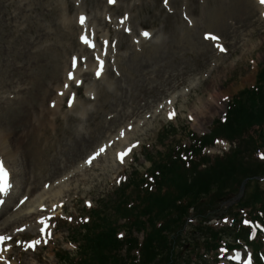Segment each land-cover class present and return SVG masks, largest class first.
<instances>
[{"label":"rangeland","instance_id":"rangeland-1","mask_svg":"<svg viewBox=\"0 0 264 264\" xmlns=\"http://www.w3.org/2000/svg\"><path fill=\"white\" fill-rule=\"evenodd\" d=\"M259 5L253 0H0V136L6 144L10 141L14 154L15 164L4 166L16 174L10 206L12 212H28L31 204L43 203L30 207L26 221L0 235L14 237L12 244L0 242V264H55L58 249L76 255L60 217L76 219L85 206L109 208L118 199L111 193L130 173L143 175L170 143L188 145L189 134H208L229 100L253 86L263 88L257 83L264 64V9ZM142 30L150 35L140 38ZM210 34L224 52L203 38ZM69 73L72 80L66 81ZM69 83L78 86L77 95ZM169 112H175L172 119ZM38 126L48 140L57 136L48 167L52 158L65 167L30 194L21 159L31 157L28 146L39 147ZM250 135L256 138L257 131ZM129 143L138 144L133 154L124 163L116 161ZM101 147L105 151L86 163ZM226 148V142H216L205 155L213 157ZM76 152L78 160L67 162L65 157L74 158ZM248 154L243 169H250L253 177L241 181L240 175L233 176L206 215H226L235 205H254L255 198L264 202V178L257 180L264 175V163ZM57 190L58 198L48 199L46 193ZM50 218L49 227L41 231ZM120 221L114 218L118 226ZM185 228L175 246L181 256L176 264H216L200 249L189 257V247L195 242L198 248L204 233L194 222ZM37 240L35 250L26 247ZM247 250L220 252L217 262L239 264L232 261L239 262ZM119 254L126 264L131 262L124 248Z\"/></svg>","mask_w":264,"mask_h":264},{"label":"trees","instance_id":"trees-1","mask_svg":"<svg viewBox=\"0 0 264 264\" xmlns=\"http://www.w3.org/2000/svg\"><path fill=\"white\" fill-rule=\"evenodd\" d=\"M258 76L257 83H262L263 88L258 85L257 90H245L236 96L224 119L213 123L209 135L200 139L192 137L194 144L183 148L184 151L169 150L152 162L146 179L134 176L118 191L117 201L109 208L94 210L89 223L74 229V240L79 243L76 258L62 254L59 260L63 264H126L119 254L126 248L127 256L133 251L138 253L129 264H176L181 256L175 246L180 242L188 217L199 221L197 230L204 233L200 247L205 253L214 251L226 234L241 235L243 231L238 227L217 231L201 225L213 217L206 214L220 202L219 197L233 182V176L240 175L241 181L253 177L250 169L243 168L247 164L246 153L250 155L264 147V68ZM252 131H257L256 138L250 135ZM217 138L235 141L238 148L223 158L211 160L201 156L202 149ZM183 152L185 160L181 156ZM255 200L254 205H235L232 211L253 206L249 215L258 218L255 206L259 204L263 210L264 203ZM232 211L228 215L236 218L238 213ZM114 218L123 220V225L115 224ZM122 230L125 237L119 239ZM135 234L142 235L140 244Z\"/></svg>","mask_w":264,"mask_h":264},{"label":"bare ground","instance_id":"bare-ground-1","mask_svg":"<svg viewBox=\"0 0 264 264\" xmlns=\"http://www.w3.org/2000/svg\"><path fill=\"white\" fill-rule=\"evenodd\" d=\"M253 1H257L259 2V0H253ZM259 8L260 9H264V7L262 8V5L261 3L259 2ZM258 6V5H257ZM64 93V92H63ZM59 100H61L59 98ZM58 100V101H59ZM57 100L54 101V105L55 106H58L59 103ZM91 102V101H90ZM52 104V105H53ZM201 114V112L199 113ZM17 121V120H16ZM57 121V120H55ZM54 121V122H55ZM15 122V121H14ZM17 123V122H15ZM19 123V122H18ZM14 124V123H13ZM56 123L54 124V131L56 129ZM59 126V125H58ZM15 127V126H14ZM16 128V127H15ZM34 128V127H33ZM40 131H41V134L38 136V143H39V147L38 148H34L32 145L31 146H28V151L31 152V157L30 158H24L22 157V164H23V171L21 172V175L24 176V183L25 185L27 186L28 185V192L31 194L35 189H36V186H38V184L41 183V181H45V179H51V178H54L56 176H58L61 171L64 169V165L61 163V161H59L58 163L56 162V159L55 158H52V160L54 161L53 163V166L52 167H48L49 164H48V160H47V156H49V154L51 152H54V147H55V143L57 142V136H53V138L51 140H48V137L46 136L47 134L44 132V130H42L39 126L37 127ZM32 129V128H31ZM60 129V128H59ZM58 129H56L57 131ZM61 130V129H60ZM59 132V131H58ZM57 132V133H58ZM65 132V131H64ZM61 133H62V130H61ZM55 135V134H54ZM94 135V134H93ZM73 136V135H72ZM92 137V136H91ZM61 139V138H59ZM72 139V138H71ZM81 141H82V138H80ZM79 139V141H80ZM61 141V140H60ZM59 141V142H60ZM73 141V140H72ZM75 144L78 143L79 141L75 140ZM10 141L5 142V138L3 135L0 136V155L2 157V161L4 162V165H5V162L8 163L7 165H13L15 164L14 163V154H12V147L10 146ZM74 142H72L73 144ZM85 143H87L85 141ZM60 144V143H59ZM81 144V143H80ZM83 144V142H82ZM90 144V143H88ZM87 144V145H88ZM57 145V144H56ZM77 145V144H76ZM85 145V144H84ZM90 146V145H89ZM88 146V147H89ZM17 147V146H16ZM65 147V146H64ZM79 147V146H78ZM85 147V146H84ZM87 147V146H86ZM63 148V147H62ZM66 148V147H65ZM65 148L63 149L65 151ZM75 148V147H74ZM62 150V151H63ZM61 152V151H60ZM53 155V154H52ZM51 156V155H50ZM46 157V158H45ZM62 157V156H61ZM78 157V153H74V158L73 157H65L67 162H69V160H74V159H77ZM59 158V157H58ZM58 160V159H57ZM78 160V159H77ZM64 162V160H63ZM66 162V163H67ZM72 162V161H71ZM6 165V166H7ZM5 168H8L5 167ZM26 168V169H25ZM28 170V171H27ZM28 172V174H27ZM23 173L26 174V177ZM11 175V179H10V187H9V190L7 193V195H5V198H4V203L3 205L0 207V235H3L5 233H7L8 231H10V229L17 223H20L21 220H24L26 221L28 218L24 217V215L26 214H29L31 213L30 212V207H32L33 204H31L28 208H29V211H17V212H12V206H10V204L12 203L13 199H12V195L10 198H8L7 196L9 194H11V190L13 188V178L15 177V175L13 173H10ZM31 176V177H30ZM26 188V187H24ZM57 188V187H56ZM48 195V199H49V196H52L54 198V200L56 198H58L57 196L60 195V190H57V191H51L49 193H46ZM51 197V198H52ZM55 203V202H54ZM43 204V203H42ZM40 203L37 204V206L35 207H32V209H37V208H40L41 205ZM27 210V209H25ZM39 210V209H38ZM8 212L10 213L9 216H6L8 214ZM4 216V218L2 219V217Z\"/></svg>","mask_w":264,"mask_h":264},{"label":"snow or ice","instance_id":"snow-or-ice-1","mask_svg":"<svg viewBox=\"0 0 264 264\" xmlns=\"http://www.w3.org/2000/svg\"><path fill=\"white\" fill-rule=\"evenodd\" d=\"M108 2L113 3V0H108ZM165 2H167V0H165ZM259 2L261 4H264V0H259ZM84 22H85V18L83 16H81L80 17V23L83 25ZM142 35H144L145 37H148L149 33L144 32V33H142ZM212 38L215 39V37H212ZM82 39H83V37H82ZM220 51H225V49L223 47H220ZM96 75L99 76L100 72L98 71L96 73ZM69 79H72L71 73H69ZM77 83H79V81H77ZM169 103H171V101H169ZM69 105L71 106V101H69ZM174 115H175V112H169L168 118L172 119ZM189 119H191V117H189ZM121 135H123V133H121ZM135 146L136 145H132V148H134ZM132 148H129V149L117 154V158L120 160L121 163L124 162V158L128 155L129 152H131ZM104 151H105V148H103V147L99 148V150L97 152H94L93 155L90 156L85 162L91 164L92 161L97 156H99L101 153H103ZM261 158H264V156H262ZM7 176H8V172H7L3 162H0V178H2V180H3V183L0 184V193H5L8 189V187H10V185H8V183H7ZM21 203H23V201H21ZM41 231H43V229H41ZM6 239H9V237H0V241L6 240ZM39 243H40V241L37 240V241L29 243L26 247L35 250L36 245ZM44 243H47V241H44Z\"/></svg>","mask_w":264,"mask_h":264}]
</instances>
